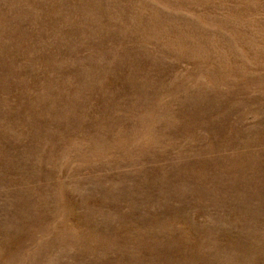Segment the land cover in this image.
Masks as SVG:
<instances>
[{"label": "rangeland", "instance_id": "1", "mask_svg": "<svg viewBox=\"0 0 264 264\" xmlns=\"http://www.w3.org/2000/svg\"><path fill=\"white\" fill-rule=\"evenodd\" d=\"M0 264H264V0H0Z\"/></svg>", "mask_w": 264, "mask_h": 264}]
</instances>
